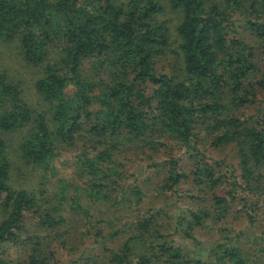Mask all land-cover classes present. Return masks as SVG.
I'll list each match as a JSON object with an SVG mask.
<instances>
[{
	"label": "trees",
	"instance_id": "obj_1",
	"mask_svg": "<svg viewBox=\"0 0 264 264\" xmlns=\"http://www.w3.org/2000/svg\"><path fill=\"white\" fill-rule=\"evenodd\" d=\"M166 2L180 13L175 47L155 0H0V39L40 68L33 89L46 104L30 107L20 82L0 72V264H54V245H66L77 221L86 236L110 242L103 264H256L226 239L209 260L189 255L158 231V208L120 222L144 197L123 169L128 152L160 176L159 190L186 176L204 191L222 185L223 194H205L209 209H181L175 230L190 237L208 219L223 233L235 203L250 224L260 222L254 256L264 264V0ZM167 53L171 68L158 69ZM9 133L19 136L22 163L42 170L36 188L10 183ZM200 143L232 145L238 172L205 158ZM66 149L72 171L60 174L54 163ZM102 223L112 226L105 235ZM81 254L66 264H85Z\"/></svg>",
	"mask_w": 264,
	"mask_h": 264
},
{
	"label": "rangeland",
	"instance_id": "obj_2",
	"mask_svg": "<svg viewBox=\"0 0 264 264\" xmlns=\"http://www.w3.org/2000/svg\"><path fill=\"white\" fill-rule=\"evenodd\" d=\"M162 5V9L156 14V20L162 22L169 31L171 41H174L172 47H175L177 43V37L175 32V26L180 21V13L177 10H173L169 7L166 0H155ZM54 55V52H51ZM174 56L171 53H167L166 56L160 59L157 63L158 69L169 70L172 66ZM0 72H4L9 80L13 82L19 81L21 88V96L25 102L36 110L45 109L46 104L37 96L33 89V82L40 74V68L36 66L24 63L17 47V42L4 41L0 39ZM243 113L247 114L251 112L250 108L245 110L240 109ZM8 148L7 156L10 162V183L14 187H28L36 188L38 186L39 177L42 170L39 168L31 167L30 165H24L22 160L18 157L16 151V144L19 140V136L16 133H9L5 135ZM200 147L203 148V155L205 158L212 160L222 161L225 164H230V168L234 169V174L238 172L236 165V157L234 147L230 144L221 145L215 148L207 147L204 143H200ZM72 149H66L62 151L59 160L55 161V166L59 169L60 174L68 171H72V167L69 163L72 161L73 155ZM128 161L123 169L128 173L132 172L136 175L137 182L141 185L144 191V197L142 202L136 207H133L130 211H125L120 222L136 219L142 211L150 208H158L162 211L157 222L159 224L158 231L166 235V239H171L173 244L179 245L183 251L189 253V255L195 254L198 251L205 253L207 259H210V251L216 245V243H222L223 239H226L228 243H234L240 247L247 258L251 261H255L259 264V260L255 258L254 249L257 247L258 239L254 238L258 236V228L260 225L259 220L250 224L245 216L241 212H237L238 205L232 203L225 217L221 221V227L225 230L220 232L213 227L209 220H205L203 226H192L188 229L190 237L185 236L180 230H175L176 221L175 218L181 209H197L198 207H207V196L209 193L214 192L216 194H223L225 188L222 185L209 189H199L194 186L190 181V176L183 177L175 187L171 190L162 191L156 188V185L160 181V176L156 173L141 169L143 160L139 156H135L132 152L127 153ZM180 167L188 175L190 169V160L181 155ZM67 165H69L67 167ZM68 169V170H67ZM141 169V170H140ZM66 172V173H67ZM66 173L64 175H66ZM188 193H194L195 199L186 198ZM51 195V193H50ZM95 209V210H94ZM95 213H99L98 208H94ZM260 210H256V218L260 219ZM3 216V211L0 209V219ZM79 217L74 219L77 221ZM127 219V220H124ZM119 222V223H120ZM30 220H26L28 226ZM82 221H77L74 226L70 227L66 235V245L62 247L57 243L54 245L53 262L54 264H66L75 260L81 253V259L85 264H103L105 256L107 254L105 244L110 248V242L97 238L94 240L92 236H86L81 226ZM103 224V223H102ZM75 225H78L79 230L75 233ZM109 226V227H108ZM111 225L103 224L102 231L105 235L108 230L110 231ZM186 224L180 225L181 229H185ZM224 237H223V236ZM73 240V244H72ZM104 243V245H103ZM52 247V246H51ZM7 249V253L12 257H17L20 253L18 248L11 247ZM53 249V248H52ZM94 259H90V257ZM107 257V256H106Z\"/></svg>",
	"mask_w": 264,
	"mask_h": 264
}]
</instances>
